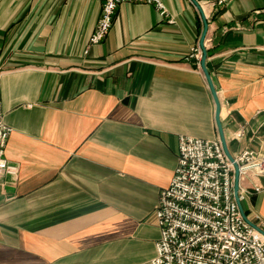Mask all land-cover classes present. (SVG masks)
Wrapping results in <instances>:
<instances>
[{
    "label": "crops",
    "instance_id": "obj_1",
    "mask_svg": "<svg viewBox=\"0 0 264 264\" xmlns=\"http://www.w3.org/2000/svg\"><path fill=\"white\" fill-rule=\"evenodd\" d=\"M102 1L0 0L5 157L18 166L0 187V264H150L179 136L219 138L191 55L203 31L193 2L162 0L167 18L122 3L86 52ZM198 1L228 150L264 157V0ZM242 185L260 186L241 203L264 222V175Z\"/></svg>",
    "mask_w": 264,
    "mask_h": 264
},
{
    "label": "built area",
    "instance_id": "obj_2",
    "mask_svg": "<svg viewBox=\"0 0 264 264\" xmlns=\"http://www.w3.org/2000/svg\"><path fill=\"white\" fill-rule=\"evenodd\" d=\"M228 1L208 3L223 6ZM125 2L151 4L162 18L170 16L162 0H103L86 52L107 38L117 8ZM168 20L173 22L171 17ZM191 55L201 60L199 45L192 49ZM10 133L0 101V187L6 183L4 176L18 175V166L5 157ZM234 159L239 166L238 196L242 202L252 191L261 190L256 185L243 186L242 182L250 173L264 175V157L247 149ZM233 187L234 165L219 138L180 135L177 165L169 185L160 191L155 210L160 237L150 264H264V234L242 214ZM255 224L263 229L264 222Z\"/></svg>",
    "mask_w": 264,
    "mask_h": 264
},
{
    "label": "water",
    "instance_id": "obj_3",
    "mask_svg": "<svg viewBox=\"0 0 264 264\" xmlns=\"http://www.w3.org/2000/svg\"><path fill=\"white\" fill-rule=\"evenodd\" d=\"M191 1L193 2V4L198 9V11H199V13H200V15L202 17V21H203V31H202V34H201V37H200V41H199V46H200V49H201L200 67L202 69V72H203L206 80H207L209 89L211 91V94H212V97H213V100H214V103H215V121H216V126H217V130H218L219 139H220V141L222 143L223 149H224L227 157L229 158V160L234 165V187H233L234 196H235V199H236V201L238 203V206H239L242 214L246 218V220L253 227H255L258 231H260V232H262L264 234V229L258 227L254 222H252L251 220H249L247 218V216H246V214L244 212V209L242 207V203H241V201L239 199V196H238V192L240 190L239 166H238L237 162L235 161L234 156L229 152L228 147H227L226 138H225L224 131H223L222 124H221V120H220V108H221L220 101H219L217 92L215 90V87L213 85L211 76H210L209 71H208L207 66H206L207 49H206L205 41H206L207 32H208V21H207L204 9H203L202 5L200 4V2L198 0H191Z\"/></svg>",
    "mask_w": 264,
    "mask_h": 264
}]
</instances>
